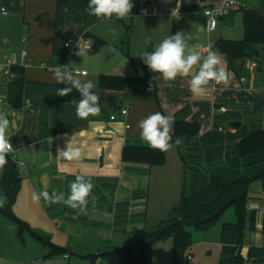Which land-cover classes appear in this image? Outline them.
<instances>
[{
	"label": "crops",
	"instance_id": "1",
	"mask_svg": "<svg viewBox=\"0 0 264 264\" xmlns=\"http://www.w3.org/2000/svg\"><path fill=\"white\" fill-rule=\"evenodd\" d=\"M132 2L134 7L129 16L123 19L113 16L89 27H84L83 24L56 27L54 7L47 15L48 26L44 28L37 16L35 19L38 22L34 24L26 21L27 11H21V7L26 6L23 0H1V6L7 9L12 5L16 11L20 9L19 16H13V20L9 15L0 17V113H6L11 121L8 138L14 151L9 156L16 163L21 179L14 204L17 215L27 222L17 217L34 229L36 234L42 231L61 239V247L67 250H72L74 245L86 246L92 256L102 254L101 251L107 253L134 244L144 234L156 231L161 222L168 218L167 214H171L172 209L180 202L183 190H186L185 176L190 168L186 163V151L190 152L187 157H199V161L204 157L208 161H227L229 165L237 167L240 162L243 167L239 170L240 168L230 169L228 165H222V169L209 172L208 180L234 171H242L251 177L264 172V152L247 158H241L237 152L238 144L244 138L242 128L248 132L264 130V55L261 62H255V71L249 69L252 62L250 60L237 61L234 71L228 68L225 57L216 51L223 61L221 66L230 73L231 82L227 87L211 83L203 97H195L190 93V77H177L175 81L166 82L160 74L155 87L129 84L123 90L102 89L98 86L99 77L110 73L102 70L106 69L105 66L98 67V71L102 72H97L100 74L96 76L98 78L94 89L100 98L102 111L99 116L80 119L76 115V104L68 101L56 102V91L62 85L56 82L49 69L56 64L65 65L60 56L65 54L64 42L68 37L87 31L105 41L100 50L108 47L111 48V53L121 50L120 46L124 44L133 54L132 63L137 74L123 77H144L146 71L140 55L146 50L152 51L169 35L171 29L174 34L183 30L191 38V45L199 43L198 33H207L205 8L218 4L220 0ZM178 2L179 16H172ZM236 2L241 6L238 0ZM235 7L220 17L216 28L207 33L214 34L211 49L219 38L232 39L226 36L225 28L237 19L236 11L239 8ZM142 8H147L149 13L136 15ZM13 21L27 23L28 33L24 31L23 34H15L12 30L8 33L6 28ZM220 25L223 26L222 29H219ZM32 30L37 31L34 37ZM149 37L151 41L146 45L145 40ZM13 58L16 59L14 66L23 68L26 78L23 103L17 108L9 102L10 84L18 77L12 66L7 65V60ZM82 71L85 70L79 72ZM88 76V72L85 75L81 73L82 78ZM243 77L245 82L240 81ZM158 93L163 94L167 100L169 109L167 112L162 109L161 113L172 118V129L176 113L189 106L187 120L201 125L199 136L192 144L181 138L182 144L166 152V160L162 165L151 166L125 161L123 150L127 144H146L141 140L138 128V123L144 116L141 117L140 112L133 114L129 111V106L135 107L137 102L151 100L153 95L158 99ZM118 102L123 104V108H128V114L123 116L119 113L118 120L111 121L110 115L116 113ZM221 107L225 108L224 112L220 111ZM226 121H229V125L230 122L239 121L242 126H230L228 131L221 125L217 126ZM215 129L217 133H214ZM70 141L81 148L79 160L70 161L59 154ZM198 144L199 153L196 151ZM207 147L210 148L208 151ZM252 169L259 173H252ZM77 175L84 176L94 184L88 197L87 214L64 204L49 206L43 199L38 203L31 199L33 192L42 190L49 193L54 190L63 192L67 197L69 185ZM208 180H205V185ZM198 185L199 188L195 190ZM205 185L201 182L198 184L196 175L193 174L189 183L190 193L197 192ZM248 189L255 192L250 198L247 194V207L258 215L256 231L252 234L256 233V240L260 243L256 245L250 240L246 245L247 253L252 246L264 248V205L261 206L264 204V187L260 180H256ZM244 194L245 192L230 201ZM230 201H226L222 207H216L215 214L200 212L197 223L214 217L213 214L216 216ZM31 219L43 221L44 226H31L28 223ZM44 220L52 221V225L48 227ZM133 238L138 240L130 243ZM248 264L253 263L249 261Z\"/></svg>",
	"mask_w": 264,
	"mask_h": 264
},
{
	"label": "trees",
	"instance_id": "2",
	"mask_svg": "<svg viewBox=\"0 0 264 264\" xmlns=\"http://www.w3.org/2000/svg\"><path fill=\"white\" fill-rule=\"evenodd\" d=\"M88 0H57L55 8L56 27L68 26L71 24H83L89 27L96 22L107 18H97L89 16L85 12ZM1 7V0H0ZM238 10L243 13V37L241 39L219 38L212 45V50L218 51L228 62V68L236 71L235 65L239 60H250L261 62L264 55V15L253 9L244 7ZM233 24V22H231ZM84 35L91 39L92 46L90 52H98L105 44V41L95 35L85 32ZM151 51V49H150ZM145 69L144 77H123L117 75H101L98 80V86L102 89L123 90L129 84H143L156 86V79L159 73L151 72L143 63ZM18 77L10 84L9 102L14 107H20L23 103V90L26 82L24 69L12 66ZM62 85L60 87H64ZM59 87V88H60ZM80 99L79 93L73 92L66 96L56 95V102ZM190 107L186 106L176 113L175 125L173 128V140L177 137L184 138L186 143H194L201 131V125L197 122L187 120ZM244 138L237 147L238 155L241 158L251 157L264 152V130L248 132L241 129ZM8 163L1 172L0 196H6L7 203L5 208H0L1 213L14 220L20 225V230H28L37 236L45 245L50 248L51 254H60L68 251L66 248L51 243L48 239L36 234L29 225L18 218L12 211L13 204L19 192L21 179L16 163L7 157ZM123 159L129 162L146 163L151 166L162 165L166 160V152L153 149L147 144H127L123 150ZM260 180L264 187V172L257 176H248L242 171L229 172L227 174L216 176L206 182L204 188L197 192L190 193L183 190L180 202L172 209V217L161 222L160 229L154 232L146 233L134 244L116 249L111 252L102 253L98 256L89 255L92 259L103 256L109 260V264H151L153 245L161 240L171 238L173 241V250L171 264H188L190 249L194 244L192 233L187 229L189 223L197 214L206 211L215 206L228 193V189L235 185H240L245 189V194L226 204L220 212L207 220L201 221L195 225L201 232H209L218 222L221 215L229 207H233L237 215V222L233 223L235 234L238 237L237 246L233 250L231 264H247L251 261L253 264L264 263V248L252 246L249 248L247 256L241 251L243 244V231L246 223L252 232L256 231L257 213L249 210L247 207V190L251 183ZM264 238V219L262 227Z\"/></svg>",
	"mask_w": 264,
	"mask_h": 264
},
{
	"label": "rangeland",
	"instance_id": "3",
	"mask_svg": "<svg viewBox=\"0 0 264 264\" xmlns=\"http://www.w3.org/2000/svg\"><path fill=\"white\" fill-rule=\"evenodd\" d=\"M10 1V0H9ZM240 5L247 9L258 10L264 15V0H238ZM26 5L25 7H21V11H27L26 21L30 24H34L38 22L35 18L38 17L40 19L39 23H42V27L48 26L47 15L51 13V10L56 8L57 0H23ZM238 5L235 8H241ZM18 8H20L18 6ZM16 9V8H15ZM13 9V5L9 7L8 15L11 16L10 19L13 20V16H19V10L16 11ZM233 9V8H232ZM231 10V9H230ZM237 19L236 21L229 26H226V33L229 38L232 39H240L243 35V21L242 20V11H236ZM42 18L44 21H42ZM2 19V18H1ZM127 24H130L127 23ZM27 25V26H26ZM225 25V24H224ZM223 26L220 25L219 29H222ZM8 33H11V30L18 34L20 32L25 31L28 33L29 28L28 24H24L22 21L15 22L6 28ZM37 31L32 30V36L36 35ZM170 34H174V30L171 29ZM168 35V36H169ZM213 33L208 35L206 32H199V43H193L192 45H200L201 47H208L212 43ZM126 38V35H125ZM121 50H114L111 53V48H103L99 52H90L87 50L86 55L84 57H80L74 54L69 53L67 50L64 55L60 56V60L65 65H68L70 62L74 63L73 67L78 70H85L89 73V76L86 78H82V80H92L96 83V79L100 73L98 71V67H105L106 69H102L104 71L110 72L107 73L109 75H119V76H133L137 74L136 68L133 66V54L128 51L127 46L121 44ZM127 62V63H126ZM108 68V69H107ZM191 93V92H190ZM158 99H156L153 95V99L144 100L142 102H137L135 107L129 106V111L133 112V114H137L140 112L141 117L144 116L146 118L148 115L155 112L168 111L169 106L166 98L163 94H157ZM141 100V99H140ZM140 103V104H139ZM160 103V104H159ZM123 108L122 103H117L115 112H119ZM145 114V115H144ZM223 126L225 131L229 130L230 125L229 121L218 124L217 126ZM216 132V129L214 130ZM225 133V132H224ZM197 146V153H199V144ZM210 146V145H207ZM206 147V146H205ZM207 151L210 149L206 148ZM189 155L190 152L186 151L185 155ZM186 155V163L187 166L190 167L186 172V182L185 189L190 192V180L192 175H196L197 183L201 182L205 185V180L209 178V172H214L219 169H222V165H228L229 168H240L242 170L243 167L240 165V162L237 166L229 165L226 161H217L212 160L208 161L206 158H202L199 161L198 159H192L190 156ZM257 166V165H256ZM254 167V166H253ZM256 169H252L251 172L256 174L259 173L255 171ZM205 187V186H204ZM203 187V188H204ZM198 187L195 189L197 190ZM253 189V187H252ZM245 192V189L240 185H235L229 188L227 195L220 200L215 206L206 210L207 213L215 214L216 207H222L226 201H230L235 196L242 195ZM255 193V192H253ZM251 189H248V196L251 197ZM240 195V196H241ZM6 200L0 201V208H5ZM167 205V204H166ZM222 205V206H221ZM262 203V207H263ZM16 204L13 205L12 211L18 217L17 211L15 209ZM165 206V204H164ZM261 207V208H262ZM218 209V208H217ZM205 212V211H204ZM169 213V212H168ZM213 214V216H215ZM169 215V216H168ZM202 215H204L202 213ZM168 218L172 217V214H167ZM23 219L22 217H20ZM258 218V215H257ZM166 219V220H167ZM24 220V219H23ZM237 215L233 207H229L224 211L218 220L217 224L209 231V232H201L198 231L195 227L196 223L199 221V214H197L189 223H187V229L192 233L194 244L190 249L191 259L188 261V264H231V259L233 255V250L235 245L239 242L238 237L235 234V227L233 223L237 222ZM259 220V219H258ZM26 221V220H24ZM48 223V227L52 225V221L44 220ZM27 222V221H26ZM30 222V223H29ZM256 220V226H257ZM31 226H42L43 221L37 219H31L28 221ZM45 223V224H46ZM149 225V224H148ZM44 226V225H43ZM150 227V226H149ZM152 228V227H151ZM161 226L159 225L158 229ZM34 230V229H33ZM154 230V229H152ZM35 231V230H34ZM36 232V231H35ZM40 232V233H39ZM37 234L40 236L47 238L51 242L56 245H60L61 239L56 237H52L51 235H47L46 233L39 231ZM255 232V231H254ZM243 245H242V254L244 256L247 255L246 245L250 243V240L258 245L260 242L256 240V233L252 234V231L249 228V224L246 223L244 231H243ZM141 238V237H139ZM138 240L137 238L131 239L130 243ZM262 243V242H261ZM104 250V249H101ZM173 250V241L171 238H167L161 241L156 242L152 248V263L151 264H171ZM90 251H87V247L76 246L74 245L72 250H68L66 252L60 254H51L50 248L45 245L37 236L33 235L28 230H20V225L14 220L5 217L0 212V264H109V260L103 256H100L96 259H92L88 257ZM102 253H106L105 251H101ZM248 264V263H247ZM264 264V263H260Z\"/></svg>",
	"mask_w": 264,
	"mask_h": 264
},
{
	"label": "clouds",
	"instance_id": "4",
	"mask_svg": "<svg viewBox=\"0 0 264 264\" xmlns=\"http://www.w3.org/2000/svg\"><path fill=\"white\" fill-rule=\"evenodd\" d=\"M133 7L132 0H88L85 12L97 18L115 16L117 19H123L131 14ZM179 7L178 2L177 8L172 11V16H179ZM205 15L208 13L205 12ZM190 39L183 30L177 31L163 39L152 51H144L140 58L151 72L159 73L166 82L175 81L177 77H190L189 91L195 97H203L211 83L223 84L227 87L231 82L230 73L221 66L223 61L220 54L212 50L211 46L204 53L200 45H191ZM150 41L149 37L145 40V44L148 45ZM92 43L90 38L87 45H82L77 41L78 50L74 52V55L84 57ZM73 65L75 64L72 62L68 65L56 64L54 68L49 69L53 72L56 82L65 85L58 88L55 95L66 97L75 90L80 96L78 101H72L76 104L77 117L87 119L90 116H99L102 110L100 98L94 91L96 83L92 80H82L81 73ZM42 67H47V65H42ZM10 125L11 121L7 114L0 113V172L8 163L7 157L14 151L13 144L8 138ZM172 126L171 117L161 112L152 113L138 123L140 138L147 146L161 152H168L182 144V139L179 137L173 141ZM59 154L70 161L79 160L81 148L70 141L66 149L59 151ZM69 188L67 197L63 192L54 190L49 193L47 190H42L38 193L33 192L31 199L37 203L43 199L49 206L64 204L73 210L87 214L88 197L94 188L92 181L86 180L82 175H77ZM2 200H6V196H0V201Z\"/></svg>",
	"mask_w": 264,
	"mask_h": 264
},
{
	"label": "built area",
	"instance_id": "5",
	"mask_svg": "<svg viewBox=\"0 0 264 264\" xmlns=\"http://www.w3.org/2000/svg\"><path fill=\"white\" fill-rule=\"evenodd\" d=\"M236 5H237L236 0H220V2L218 4H212V5L208 6L207 8H205V12L208 13L207 23H206L207 33L212 32L216 28V26L219 22V18L226 15L228 13V11L230 9H232L233 7H235ZM148 13L149 12H148L147 8H142L136 13V15H147ZM5 16H8V10L6 7L1 6L0 7V17H5ZM85 32H83L82 34L75 36V37H68L65 40L64 46L67 45V46H65V48L69 53L74 54V52L78 50L77 41H79L82 45L88 44L89 38L84 35ZM91 46H92V44L90 45V47H88L87 50H89L91 48ZM201 50H202V52L206 53L209 50V47H202ZM15 64H16L15 58H13L12 60L11 59L7 60L8 66L11 67ZM249 69L251 71H255L256 70V63L253 61L250 62ZM81 73L83 75L87 74L86 71H82ZM240 81L245 82L246 79L243 77L240 79ZM220 111L224 112L225 108L221 107ZM119 113H120V115H123V116L127 115L128 114V108H122L118 113H112L110 115V120L111 121H117L119 118ZM127 127H129V125H127ZM190 259H191V256H188L189 261H190Z\"/></svg>",
	"mask_w": 264,
	"mask_h": 264
},
{
	"label": "water",
	"instance_id": "6",
	"mask_svg": "<svg viewBox=\"0 0 264 264\" xmlns=\"http://www.w3.org/2000/svg\"><path fill=\"white\" fill-rule=\"evenodd\" d=\"M230 126L235 127V128H240L242 126V123L239 121H233V122H230Z\"/></svg>",
	"mask_w": 264,
	"mask_h": 264
}]
</instances>
